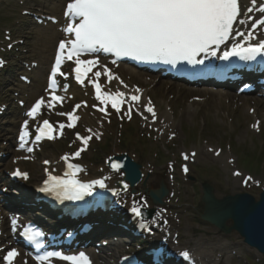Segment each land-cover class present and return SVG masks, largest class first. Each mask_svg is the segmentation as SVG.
I'll use <instances>...</instances> for the list:
<instances>
[{
	"label": "rangeland",
	"instance_id": "1",
	"mask_svg": "<svg viewBox=\"0 0 264 264\" xmlns=\"http://www.w3.org/2000/svg\"><path fill=\"white\" fill-rule=\"evenodd\" d=\"M57 1L59 0H0V56L6 55L9 61V66L0 78V97L10 106V113L18 114L15 118H10V114L0 120V136L4 139L0 144L1 148L8 149L9 140L13 139L18 126L16 117L20 113L15 101H12L15 96L7 91V84L14 81L12 88L19 90L21 100H27L30 96L34 99L39 95V84L36 82L34 87L26 88L27 91L21 90V85L15 86V73L21 71L23 64L37 62L41 66L45 64V60L50 62L54 47V43L45 45L40 40L41 35L52 33V30L41 31L30 19L22 16V11L33 9L48 14V8ZM8 31L14 41L24 40L22 48L15 47L7 51L5 39ZM132 72L131 83L145 87L148 98L156 105L158 122L154 126L148 123L144 126L141 119H135L130 124H121L118 119H103L91 113V110L88 111L92 124L89 125L86 121L82 123L85 126L84 134H87L86 128L90 126L98 129V140L103 141L100 148L98 140L94 139L82 156V162L88 167V174H100L105 168L103 163L107 156L127 153L142 166L145 176L144 184L135 189L133 196L145 197L149 201V207L154 208L149 193L158 190L162 184L170 192L163 200V208L167 205L170 211V232L178 234L179 249L191 250L203 264H264V257L248 248L237 233L224 235L201 220L204 183L214 188L217 199L247 193L257 201L264 191V111L259 110L256 117H252L247 108L238 105L240 101L250 102V98L236 95L227 100L182 88L180 95L183 96L178 98L174 90L166 91L169 92L167 94L162 90L161 86L166 82H158L160 85L153 88L151 83L145 85L140 81L144 79L141 74ZM135 76L140 78L137 80ZM193 104L196 113L192 115L189 107ZM171 106L174 110L175 127L170 132L167 129L170 121L167 122L169 119L162 114H170ZM256 120L261 121L260 132L251 130ZM157 128L160 131L156 132ZM68 145L69 142L46 145L39 155V161L22 162L21 168L32 176L26 185L28 189L42 176L41 160H58L62 153L70 151ZM209 150H220L222 153L213 156ZM191 151H195L197 157L194 164L189 165L190 174L185 177L179 169V165L183 164L181 154L189 155ZM230 159L234 163H229ZM168 165H175L172 177ZM11 166L12 162L7 169ZM171 243L174 245L175 240ZM127 250L128 247L124 246L121 251ZM96 264L99 262L96 261Z\"/></svg>",
	"mask_w": 264,
	"mask_h": 264
},
{
	"label": "snow or ice",
	"instance_id": "2",
	"mask_svg": "<svg viewBox=\"0 0 264 264\" xmlns=\"http://www.w3.org/2000/svg\"><path fill=\"white\" fill-rule=\"evenodd\" d=\"M248 2L250 7L244 4L243 0H69L64 12L68 23L63 31L70 34V38L62 39L58 44L55 64L51 70L48 85V89H51L50 97L41 96L38 98L26 115L35 119L40 114L42 106L54 107L53 101H63L64 97L56 95L55 92L58 87L57 75L62 77L67 75L60 70L65 59L74 62L75 79L80 84H84L85 79H88L96 90L97 100H100L102 104L110 102L111 107L120 112L126 94L102 91L99 82L102 74L107 77V83H111L118 77H115L110 69L103 65L101 66L103 72H93V68L99 64L98 58L85 59L83 57H97L99 53H109L114 54L117 58L131 57L138 61H160L172 65L180 62L203 63V60H197L196 57L201 53L208 52L212 46L219 47L228 41L234 33V25L236 23L244 24V21L239 19L244 12L251 13L259 5L258 10L264 14V0H248ZM257 27L264 28V18L253 20L250 28L256 29ZM237 34L247 36L249 40L256 39L254 31ZM212 55H215V51H212ZM229 56H240L244 60H255L257 56L264 57V40L249 43L247 47L237 44L232 51L225 52L222 59L227 60ZM89 73L92 74L91 77ZM120 83L122 84L123 81ZM63 90L67 92L68 89L64 86ZM139 91L136 89L137 93ZM130 99L137 103L140 102V96L137 94L131 95ZM80 107L81 105L77 104L73 112L59 113L68 116L70 122L67 127H75L72 121L79 120V116L74 115V112ZM100 110L106 111L105 108ZM144 110L151 114L153 120L156 118L150 101L144 105ZM131 112L132 109L129 107L126 112L129 119ZM59 127L63 129L65 125L61 124ZM22 128L20 148L25 147L26 138L29 135L27 120L24 121ZM52 131L53 126L49 121L43 120L42 126L37 128L39 134L35 139L39 141L45 136L48 139H53ZM88 131L91 132V129ZM76 135L85 147L92 139L91 135L87 137H82L79 133ZM93 135L99 138V135L95 133ZM32 150L30 147L27 148L28 152ZM82 150L83 148L72 155L78 157ZM62 159L67 162L69 156L65 155ZM184 159H188V156L185 155ZM45 163L49 162L45 161ZM112 166L118 169L122 165L114 163ZM67 169L64 173L66 178L51 175L49 180L45 181L46 185H51V189H59L63 192L67 199H83L85 195L91 194L94 185H99L100 188L106 187L104 180L82 183L77 178V173L82 171L78 164L68 163ZM12 175L28 178L27 173L19 170L13 172ZM131 211L136 216L143 215L138 206H133ZM15 224L14 220L13 226ZM24 235L29 241H32L40 233L26 228ZM17 255V250L11 248L0 259L6 264H13ZM180 255L185 259L189 258L187 251L181 252ZM52 257L67 261L69 264H91L90 258L84 252L72 255L61 252H45L38 255L36 259L40 264H45Z\"/></svg>",
	"mask_w": 264,
	"mask_h": 264
},
{
	"label": "water",
	"instance_id": "3",
	"mask_svg": "<svg viewBox=\"0 0 264 264\" xmlns=\"http://www.w3.org/2000/svg\"><path fill=\"white\" fill-rule=\"evenodd\" d=\"M127 172V180L131 181L134 173L138 174L136 165H129L130 161L123 159ZM133 169V170H132ZM162 192V197L165 195ZM157 202L160 199L153 197ZM202 203L204 213L202 219L214 225L225 234L237 231L245 238V242L257 248L264 254V193L260 200L256 202L249 195L228 196L223 199H217L214 190L207 184L203 185ZM228 222L231 225L228 226Z\"/></svg>",
	"mask_w": 264,
	"mask_h": 264
},
{
	"label": "bare ground",
	"instance_id": "4",
	"mask_svg": "<svg viewBox=\"0 0 264 264\" xmlns=\"http://www.w3.org/2000/svg\"><path fill=\"white\" fill-rule=\"evenodd\" d=\"M243 2H244V4H246L247 6H251L250 5V3L248 2V0H243ZM63 8V3L59 0V1H57V2H55V3H52V5H51V7H49L48 8V11H49V13H51L50 15L51 16H54V15H57L58 13H60V11H61V9ZM259 9V5H257V7H256V9H254L253 10V12L252 13H250L249 14V16L247 17V20L248 21H250V19L249 18H254L255 17V12L256 13H260V11L258 10ZM252 24V22L251 23H249V24H247L248 26H247V29H249V27H250V25ZM41 31H45V32H48L49 31V29H42ZM258 33H262L261 32V29H259L258 30ZM58 36V34H55V33H45L44 35H41V41H42V43H44L45 45H48V43H50V44H53L54 43V39H56V37ZM126 70V68H123V71H125ZM33 78H34V80H38V82H41L42 83V80L40 81V78H41V76H39V78H38V76L34 73V75H33ZM38 78V79H37ZM156 86V85H155ZM169 88H166L165 90H168ZM38 90V89H37ZM189 93H191V92H189ZM72 94H74L75 95V97L77 96V94L76 93H74V92H72ZM166 94H167V92H166ZM210 94H212V96H216V93H210ZM177 96V95H176ZM226 96H227V94H226ZM178 98H179V96H178ZM255 100V99H254ZM170 104H172V102H171V100H170ZM243 105H244V103H242ZM195 104H193L192 106H190L189 107V112L193 115L194 113H196V110H194V106ZM257 107H259V105L257 106ZM169 110V109H168ZM174 110H173V108H172V106H171V109H170V114L169 113H163L162 114V116L163 117H165L166 119H169V120H167V122H169L170 121V124H169V126H168V128L167 129H170V132H171V130H174V127H175V123H174V112H173ZM258 111V110H257ZM78 115H79V117L81 118V119H85V120H88V117L86 116V109L84 108V107H82L79 111H78V113H77ZM182 114L184 115L185 113L184 112H182ZM187 114V113H186ZM191 114H187V115H191ZM186 115V116H187ZM170 116V117H169ZM187 117H190V116H187ZM161 129H164L163 127L161 128ZM165 131V130H164ZM173 133V132H172ZM57 160H52V164H53V166H51V168L50 169H52V167L53 168H57V169H61V167L62 166H60L59 167V164L56 162ZM59 167V168H58ZM44 176V175H43ZM42 176V177H43ZM41 176H40V178H42ZM43 179V178H42ZM144 182V181H143ZM143 182H142V184H143ZM38 183V182H37ZM36 183V184H37ZM38 185V184H37ZM27 188V187H26ZM34 189L32 188L30 191H27L26 193H23L22 192V197H24L25 199H27V198H29L30 197V194H31V191H33Z\"/></svg>",
	"mask_w": 264,
	"mask_h": 264
}]
</instances>
